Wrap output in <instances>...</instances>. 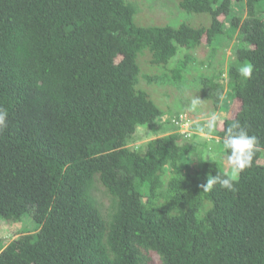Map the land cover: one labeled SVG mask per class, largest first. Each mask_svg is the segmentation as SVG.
Here are the masks:
<instances>
[{
	"label": "trees",
	"instance_id": "obj_1",
	"mask_svg": "<svg viewBox=\"0 0 264 264\" xmlns=\"http://www.w3.org/2000/svg\"><path fill=\"white\" fill-rule=\"evenodd\" d=\"M175 1L208 24L142 26L129 0H0V219L36 224L0 242V264H264V0ZM223 37L234 59L207 96L238 108L204 130L218 144L238 120L261 148L235 191H205L229 174L214 157L194 162L201 147L183 134L129 146L138 126L160 130L137 58L166 66L178 47Z\"/></svg>",
	"mask_w": 264,
	"mask_h": 264
},
{
	"label": "rangeland",
	"instance_id": "obj_2",
	"mask_svg": "<svg viewBox=\"0 0 264 264\" xmlns=\"http://www.w3.org/2000/svg\"><path fill=\"white\" fill-rule=\"evenodd\" d=\"M136 4L137 11L134 15V22L142 26H177L180 22H186L193 26L207 25L209 17L206 14L196 15L187 13L178 8L175 0H129ZM235 13L245 16L246 12L242 1L235 2ZM236 45L234 39L226 40L224 37L214 40L212 43L202 41L193 48L178 47L176 54L171 60L163 65H151L148 62L149 52L144 50L139 54L137 60L139 65V83L138 87L144 89L149 98L160 109V116L157 121L160 124V130H150L146 127L138 126L129 146L138 148L140 151L145 149L147 141L170 132H176L177 128L169 123L172 116L178 112L185 113L189 121V128L200 127V131L191 133L188 138L201 147V153L193 157L194 162L200 161L206 156L214 157L220 162L228 174L231 168L227 163L226 152L221 143L216 144L214 137L207 135L206 128L209 118L215 114L216 117L224 118L233 116L238 108V102L228 101L223 96L215 105L213 99L207 96L210 82L215 78L225 85L226 69L233 61L232 48ZM188 53L191 55V61L182 66L179 71L176 68V62ZM176 63V64H175ZM179 64V63H178ZM163 75L164 79L156 82H149L147 75ZM199 99L195 108L192 107L194 100ZM181 130L183 131L184 129ZM194 131V130H193ZM215 144L217 146H215ZM218 150H217V149ZM214 153V155H212ZM193 165L190 166V169ZM98 200L106 206L109 203V197L104 193L101 187L94 190ZM209 205L208 201L203 204L204 209ZM35 221L28 214L24 215L19 221H7L0 219V242L6 245L15 239L23 230H35Z\"/></svg>",
	"mask_w": 264,
	"mask_h": 264
},
{
	"label": "clouds",
	"instance_id": "obj_3",
	"mask_svg": "<svg viewBox=\"0 0 264 264\" xmlns=\"http://www.w3.org/2000/svg\"><path fill=\"white\" fill-rule=\"evenodd\" d=\"M252 66L249 64L244 67L242 75L245 78H250L252 73ZM199 99L193 101L192 107L195 108ZM7 119V111L0 109V126L5 125ZM217 117L213 114L209 118V122L206 127L209 130H214ZM219 142L222 143L224 151L226 152L227 163L231 168V172L227 176L212 175L211 178H207L205 184L200 187L205 191H210L214 185L219 184L221 188L229 191H235V181L241 172L251 166L253 157L257 151L260 150L261 145L256 135H250L245 127L237 120L232 123L230 127L226 129V135L219 138ZM214 155V153L212 154ZM205 158L210 159L211 156Z\"/></svg>",
	"mask_w": 264,
	"mask_h": 264
},
{
	"label": "built area",
	"instance_id": "obj_4",
	"mask_svg": "<svg viewBox=\"0 0 264 264\" xmlns=\"http://www.w3.org/2000/svg\"><path fill=\"white\" fill-rule=\"evenodd\" d=\"M189 121L190 119L187 118V115L182 112H178L176 115H174L171 118V124L177 128H180L177 132L183 134L186 137L191 135V133L195 132L189 128L190 126ZM181 127L182 129H184L183 131L181 130Z\"/></svg>",
	"mask_w": 264,
	"mask_h": 264
}]
</instances>
